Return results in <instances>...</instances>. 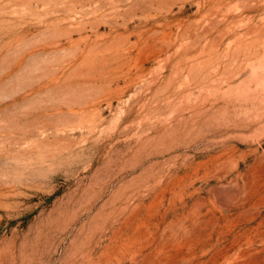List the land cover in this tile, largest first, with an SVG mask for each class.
I'll return each mask as SVG.
<instances>
[{
	"label": "rangeland",
	"instance_id": "obj_1",
	"mask_svg": "<svg viewBox=\"0 0 264 264\" xmlns=\"http://www.w3.org/2000/svg\"><path fill=\"white\" fill-rule=\"evenodd\" d=\"M0 264H264V0H0Z\"/></svg>",
	"mask_w": 264,
	"mask_h": 264
}]
</instances>
